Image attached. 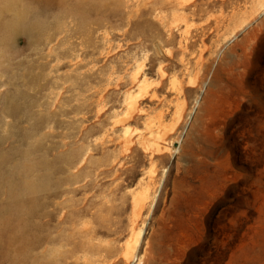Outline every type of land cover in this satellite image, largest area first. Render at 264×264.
<instances>
[{
	"label": "rangeland",
	"instance_id": "obj_1",
	"mask_svg": "<svg viewBox=\"0 0 264 264\" xmlns=\"http://www.w3.org/2000/svg\"><path fill=\"white\" fill-rule=\"evenodd\" d=\"M135 218L264 264V0H0V264H135Z\"/></svg>",
	"mask_w": 264,
	"mask_h": 264
},
{
	"label": "bare ground",
	"instance_id": "obj_2",
	"mask_svg": "<svg viewBox=\"0 0 264 264\" xmlns=\"http://www.w3.org/2000/svg\"><path fill=\"white\" fill-rule=\"evenodd\" d=\"M176 4V3H175ZM177 5V4H176ZM183 5V4H182ZM174 6V5H173ZM142 85V84H141ZM141 88L144 87V86H140ZM141 90V89H140ZM131 103V102H130ZM134 200V199H133ZM133 202V201H132ZM137 205V202L136 204ZM142 207L140 206L139 210L141 209ZM139 210L137 211L136 215L137 216L139 214ZM131 235L132 238L130 239V241L133 243V247L124 254V259L128 262V263H135V264H140L141 260L137 258V244L139 243V239H140V236H141V232H142V229L141 228H138L137 227V220L136 218L131 222ZM136 227L138 229H136ZM129 231V232H130Z\"/></svg>",
	"mask_w": 264,
	"mask_h": 264
}]
</instances>
